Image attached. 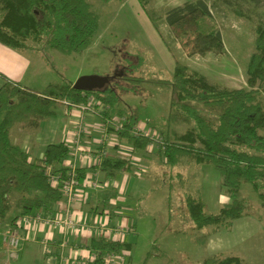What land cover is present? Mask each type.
<instances>
[{
    "label": "trees",
    "instance_id": "1",
    "mask_svg": "<svg viewBox=\"0 0 264 264\" xmlns=\"http://www.w3.org/2000/svg\"><path fill=\"white\" fill-rule=\"evenodd\" d=\"M151 1L137 0L157 30L163 21L175 34L170 43L164 41L170 51L172 42L186 39L180 44L186 56H227L221 31L202 27L204 20L213 18L211 6L205 0L187 2L166 11L162 17L150 7ZM250 1L258 4L261 0ZM99 30L100 17L89 0H0V43L17 52L30 50L28 43L32 42L64 55L82 54L92 46ZM255 35V52L245 72L249 90L221 88L205 76L189 71L178 60L171 80L123 77L128 85L146 81L172 92L169 115L164 120L167 125L176 122L180 110L186 122H193L190 131L177 136L179 141L171 140L167 131L162 132L166 148L163 151L159 146L158 155L166 159V164L174 167L182 157H189L197 165H213L221 177L230 202L218 213H208L201 198L187 199L189 217L198 230L211 228L216 233L250 215L241 192L243 184H250L264 203V22L256 27ZM73 85H50L36 90L6 80L0 88V225L7 221L13 208L21 209L22 216L39 211L48 216L64 199L61 188L54 187L45 176L43 166H52L55 174L65 176L62 165L68 156L67 146L50 144L45 148L42 165L31 163L23 149L11 140V131L16 125L26 123L37 127L56 115L59 103L87 104L94 100L102 108V119L125 120L119 136L136 151H144L152 144L150 139L132 134L138 120L120 108L119 96L114 90L87 93L74 90ZM199 105L219 111L215 122L201 113ZM104 165L118 171L128 169L121 161H107ZM79 176L82 180L81 171ZM206 239L204 236L200 242L204 244ZM130 247L126 243L94 239L90 248L97 252L98 258L91 264H106L108 254L121 255ZM204 264L245 263L237 257L215 256L206 259Z\"/></svg>",
    "mask_w": 264,
    "mask_h": 264
},
{
    "label": "rangeland",
    "instance_id": "2",
    "mask_svg": "<svg viewBox=\"0 0 264 264\" xmlns=\"http://www.w3.org/2000/svg\"><path fill=\"white\" fill-rule=\"evenodd\" d=\"M126 1L89 0L100 17V30L93 46L82 54L64 55L42 44L29 42L31 49L23 54L32 61L34 76L37 72L38 84L34 85L43 90L50 85L74 84L83 76L108 78L111 83L105 89L110 88L118 94L121 109L134 115L139 124L144 125L148 121L160 137L164 136L162 132L167 131L171 140L179 141L177 136L184 135L194 125L193 122L190 124L185 121L181 110L177 113L176 122L168 125L164 122L169 115L172 92L146 81L129 85L123 82L124 76L146 80L173 79L174 73L169 74L168 71L159 69L160 66L155 69L153 60L162 53L157 39L165 45L164 41L170 43L175 34L163 21L157 30L140 5L138 11L135 3L127 4ZM205 1L211 6L213 18L204 20L202 27L206 30L215 27L221 31L227 56H195L189 62L192 69L187 68L201 75L205 73L212 84L221 88L249 90L245 72L248 61L255 52V29L264 22V0L258 4L250 0ZM158 4L152 0L150 7L162 17L169 9L158 7ZM185 41L186 39L176 40V44L172 42L171 51L167 48L173 60H178L181 64L183 56L192 58L186 56L181 47ZM38 68L41 70L38 71ZM59 104L55 110L56 115L50 120H44L45 125L40 130L30 124L20 123L12 132L16 129V136L27 135L28 140L35 142L40 132L46 131L45 126L50 122V127L53 125L54 129L64 133L66 106ZM199 110L213 122L219 113L217 109H205L202 105H199ZM151 146L150 153H146L150 169L145 174L144 181L141 183L134 178L129 181L132 192L127 205L132 211L136 235L133 237L134 248L124 256L123 264H204L206 259L215 256L237 257L245 264H264V203L253 187L250 184L241 186L243 197L249 205L250 217L234 222L229 229L223 228L216 233L211 228L198 230L189 220L187 199L201 198L209 205L208 213H218L230 202L221 185L219 173L213 165L203 168L189 157H182L173 167L158 155L157 143L153 142ZM136 185L139 186L138 189H135ZM216 186H220L218 193ZM20 212L21 209L13 208L7 221L16 219ZM204 236L207 239L202 244L200 241ZM30 247L37 251L39 249L42 254L46 249H37L35 245ZM6 257L5 262L9 264H35L36 261L31 257L29 247L18 261L10 260L7 254Z\"/></svg>",
    "mask_w": 264,
    "mask_h": 264
},
{
    "label": "crops",
    "instance_id": "3",
    "mask_svg": "<svg viewBox=\"0 0 264 264\" xmlns=\"http://www.w3.org/2000/svg\"><path fill=\"white\" fill-rule=\"evenodd\" d=\"M154 1L159 3L158 7L161 6L170 10L181 7L191 0ZM131 2L135 3L139 11L140 6L137 0L126 1L127 4ZM157 37L160 38L159 36ZM222 38H224L223 35ZM157 42L159 43L160 49H162V53L160 54L161 56L159 55V58L153 60V65L155 69H158L160 66L161 68L159 69L168 71L169 74H173L175 69V61L173 60V57L168 51L167 47L159 39H157ZM182 58L184 59L183 64L186 67L192 69L189 62L191 60H194L195 56L191 59L184 56ZM158 59L159 61H157ZM149 62H152V60H149ZM37 70L40 71L41 69L38 68ZM33 72L32 61L30 60V58H28L27 55L23 54V52L12 50L0 43V88L5 84L6 80H9L12 83L19 84L25 88L42 90L34 85L38 84V75L36 72V76H34ZM204 76L210 80L209 76H207L206 74ZM23 83L28 85L24 86ZM29 83H31L32 85H29ZM99 109L101 110L102 108ZM65 113L67 119L64 122L65 130H63L64 133L62 134L60 130L54 129L53 125H51V128L49 124L50 122L45 126L46 131L44 133L40 132V134L38 135L39 137L35 142H33L32 140H28L29 137L27 135H24V137L16 136L14 134V131L16 129H14L13 132L11 131L10 137L12 142L20 146L23 151L29 156V162L41 163L42 165V161L44 159V151L48 145L60 143H64L66 145L67 140L73 137L74 132L77 130V125L79 124V118L81 117V115L80 112L72 111L67 107L65 109ZM47 120H50V118ZM83 124L86 130L82 134L80 145L84 150V156L82 157L81 161L77 162L79 172L81 171L83 173V177L81 180L82 187L78 192L74 211L77 214L76 216L80 218L82 217L89 224L103 226L104 228H106V230L111 231L112 229H116L115 227L117 226H119V228L121 229H130V234H128L124 238V240H121L119 236H112V234H110L109 238L104 237L100 239L131 245L129 250L123 251L121 253V256L124 257L132 252L134 248L133 237L136 235L135 221L132 219V211L127 205L129 202L130 194L132 192L129 181L132 178L140 181L141 183L142 181H144L143 178H145L150 169L149 158L148 154L146 153H150L153 146L149 145V147L144 151H136L126 139L122 138L119 135L112 134L110 135V140L106 145L108 157L105 158L102 163H98V153L100 151L99 141L102 135L101 129L103 125V119L101 117L87 113L84 114ZM44 125L45 122L42 121L35 128L36 130H40V127ZM138 125L142 126V124L139 123ZM144 125L150 128H154L149 125L148 121ZM19 131L21 132V129H19ZM71 160L72 157L68 154L66 161L69 162ZM107 161H110V163L114 161L124 162L127 164L128 169L126 171L115 170L111 165H104ZM202 166L204 168L209 165L205 164ZM63 167L64 165H62V168ZM94 183L97 184V187L92 188V184ZM138 188L139 186L136 185L135 189ZM219 189L220 186H216L217 193ZM227 201L229 202V200H225V202ZM203 203L206 206L207 210H209L207 207L209 205L205 201H203ZM58 207L59 205H57L54 209V213L48 216L55 217V215L58 214ZM21 217L23 216L20 212L17 218ZM248 217L250 216L239 219L235 221V223L247 219ZM189 220L192 223L191 219ZM12 225V220L6 221L5 223L0 225V264H9L8 262H5V258H7V252L6 246L3 242V236L7 232L8 228ZM18 233L22 239L21 255L22 253L24 254L25 250L29 247L31 257L36 260L35 264H89L88 255L90 252H94L90 248L91 242L94 240V238L87 233L81 237H78L77 239L74 237L68 238L69 244L65 248H62L61 246L63 236L60 229L58 228H49L44 224H38L32 230L28 231L26 228H24V225L21 224L18 229ZM31 245H35L37 249L39 247H43L46 249H44V252L42 254L39 249L37 251L36 249L31 248ZM76 251L83 256L78 257L75 254ZM2 257H4V259H2Z\"/></svg>",
    "mask_w": 264,
    "mask_h": 264
},
{
    "label": "built area",
    "instance_id": "4",
    "mask_svg": "<svg viewBox=\"0 0 264 264\" xmlns=\"http://www.w3.org/2000/svg\"><path fill=\"white\" fill-rule=\"evenodd\" d=\"M64 106L72 111L80 112L79 124L77 130L74 132L73 137L66 142L68 154L72 157L71 161H64L63 165L66 169L65 176L61 174H55L52 166L44 165V174L54 187L61 188L64 195L63 201L59 204L58 214L55 217L44 216L42 211H39L35 215H28L18 218L12 226H10L7 232L3 236V242L6 246L8 258L12 261H18L21 257L22 251V239L19 236L18 229L21 224L24 225L28 231L32 230L38 224H44L49 228H58L61 231L63 240L61 242L62 248H65L69 244L70 237L78 238L86 233L92 236L95 240L102 238H109L112 236H119L121 240L130 234V229L115 227L116 229L106 230L103 226L89 224L82 217L76 216L74 211L75 203L79 190L82 187V182L79 176V169L77 167L78 161H81L84 156V150L80 145V139L86 128L83 124L84 114L90 113L95 116L101 117V110L97 107L98 103L94 100H90L87 104H75L69 101H64ZM125 120L121 118L103 119L102 135L99 141L100 151L98 153V163L108 157L106 145L109 142V137L112 134L119 135L123 130V124ZM132 134L142 138H147L152 143H157L161 146V150H165L166 146L162 140V137L158 135L152 128L146 125H136L133 128ZM97 187V184H92V188ZM118 229V230H117ZM116 230V231H115ZM75 254L78 257H82L77 251ZM98 258L97 252H90L88 255V263L96 262ZM106 264H123L124 257L121 255L108 254L105 259Z\"/></svg>",
    "mask_w": 264,
    "mask_h": 264
},
{
    "label": "water",
    "instance_id": "5",
    "mask_svg": "<svg viewBox=\"0 0 264 264\" xmlns=\"http://www.w3.org/2000/svg\"><path fill=\"white\" fill-rule=\"evenodd\" d=\"M110 84V80L98 76H83L79 78L73 85L74 90L79 92H95L102 91Z\"/></svg>",
    "mask_w": 264,
    "mask_h": 264
}]
</instances>
